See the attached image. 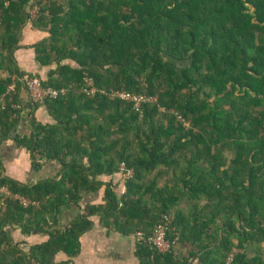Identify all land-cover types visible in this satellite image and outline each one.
I'll return each instance as SVG.
<instances>
[{"label": "trees", "instance_id": "1", "mask_svg": "<svg viewBox=\"0 0 264 264\" xmlns=\"http://www.w3.org/2000/svg\"><path fill=\"white\" fill-rule=\"evenodd\" d=\"M28 24L49 34L32 47L45 79L15 59ZM0 71V146L21 119L22 78L37 77L58 92L42 101L54 123L33 117L16 142L35 170L61 166L28 186L5 177L0 158V188L30 203L0 195V264H72L94 217L142 233V264H264V0H0ZM117 175L121 196L100 180ZM103 187V205L47 242L12 237L46 233ZM172 214L167 239L179 241L162 254L147 238Z\"/></svg>", "mask_w": 264, "mask_h": 264}, {"label": "crops", "instance_id": "2", "mask_svg": "<svg viewBox=\"0 0 264 264\" xmlns=\"http://www.w3.org/2000/svg\"><path fill=\"white\" fill-rule=\"evenodd\" d=\"M49 34L45 31L36 29L32 24H28L23 30L20 49L15 53V59L19 69L27 75L39 76L42 79L47 77L48 68L41 67L36 61V54L33 46L46 40ZM6 72L0 71V78H7ZM15 85L8 87V92L13 91ZM21 119L17 129L11 137L4 141L0 146V158L2 161L4 176L17 181L23 185L34 186L40 182L58 178L61 166L57 162L45 161L40 170H35L30 153L20 147L16 139L30 136L33 117L41 124H53L54 120L48 114L42 102H35L26 89L20 94ZM3 102V101H1ZM35 104L39 106L36 108ZM105 183H113L119 196L125 193V186L122 175L113 178L101 177ZM105 187L100 192L87 194L79 206L65 208L61 212L58 226L46 229V233H34L25 236L19 229H9L16 243L22 247L41 245L48 241L47 233L53 230L65 231L70 224L87 209L89 206L103 205ZM94 227L81 237V249L79 254L73 258L72 264H142L137 257L138 238L137 233H127V229L118 226H105L100 222L99 217L93 219ZM179 253L188 256L194 247L190 244L178 245ZM252 254V251H249ZM64 254H59L56 258L57 263L66 262Z\"/></svg>", "mask_w": 264, "mask_h": 264}, {"label": "built area", "instance_id": "3", "mask_svg": "<svg viewBox=\"0 0 264 264\" xmlns=\"http://www.w3.org/2000/svg\"><path fill=\"white\" fill-rule=\"evenodd\" d=\"M38 10H34L32 12V17H36ZM23 85L31 98L35 102H42L46 97L57 98L58 92L54 89L48 88L45 89L42 87L41 81L37 77H29L25 76L22 78ZM92 93L95 91H91ZM118 98L134 103L136 107H139L141 103L151 102L150 99H146L145 97L131 95L129 93H117L115 94ZM0 195H2L6 199H17L21 201V203L25 206L30 203L20 197H13L10 192L6 188H0ZM174 222V215H167L163 217V220L154 228V232L151 236L147 238V243L153 246L159 253H168L171 252L173 244H176L179 241V236H177L174 241L171 243L168 239V233L171 230V225ZM137 238H142V233L136 234ZM233 256L229 258V262H232Z\"/></svg>", "mask_w": 264, "mask_h": 264}, {"label": "rangeland", "instance_id": "4", "mask_svg": "<svg viewBox=\"0 0 264 264\" xmlns=\"http://www.w3.org/2000/svg\"><path fill=\"white\" fill-rule=\"evenodd\" d=\"M67 63H69V64H71V65L75 66V64H74V63H72V62H67Z\"/></svg>", "mask_w": 264, "mask_h": 264}]
</instances>
